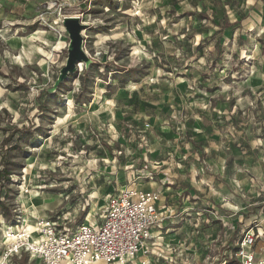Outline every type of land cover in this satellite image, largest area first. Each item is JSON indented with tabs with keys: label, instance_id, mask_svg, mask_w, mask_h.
I'll use <instances>...</instances> for the list:
<instances>
[{
	"label": "rangeland",
	"instance_id": "374dc122",
	"mask_svg": "<svg viewBox=\"0 0 264 264\" xmlns=\"http://www.w3.org/2000/svg\"><path fill=\"white\" fill-rule=\"evenodd\" d=\"M222 1L0 0V143L2 128L38 130L13 153L20 166L3 200L14 215L7 221L0 214V244L5 225L17 217L30 223L50 217L71 228L99 221L108 194L143 170L154 177L157 148L150 146V136L184 132L182 122L189 121L188 149L204 150L194 126L199 121L200 130L213 135L204 143L207 153L202 159L196 152L201 158L181 182L164 180L173 201L160 193L164 217L152 227L141 256L147 264L236 260L241 232L264 225V19L254 14L257 24L242 25L235 36L224 30L211 38L215 21L228 25L238 19ZM67 14L87 25L83 48L93 62L80 64L53 98L48 94L56 92L50 88L67 56L62 24ZM114 68L130 71L112 74ZM125 86L126 100L145 101L149 115L142 124L132 121L124 104L119 113L100 107L105 96H125ZM39 102L49 111L42 114ZM103 112L109 117L100 123ZM174 171L179 172L173 163L169 172ZM21 194L31 195L36 207L25 208ZM191 218L199 223L189 228L196 231L189 236ZM175 225L184 226L182 242L173 243L174 231L167 230ZM181 245L196 252L182 253ZM260 247L257 242V251ZM13 262L43 264L27 254Z\"/></svg>",
	"mask_w": 264,
	"mask_h": 264
},
{
	"label": "built area",
	"instance_id": "2783aa9c",
	"mask_svg": "<svg viewBox=\"0 0 264 264\" xmlns=\"http://www.w3.org/2000/svg\"><path fill=\"white\" fill-rule=\"evenodd\" d=\"M140 177L153 178L149 173L137 175L108 194L99 221L71 228L50 217L36 218L33 223L17 217L14 224L5 225L0 264H14V258L22 254L43 264H147L139 256L146 249L151 228L164 214L158 207V193L134 185ZM257 242L262 243L264 255V232L258 224L241 232L234 250L237 264H264V257L255 251Z\"/></svg>",
	"mask_w": 264,
	"mask_h": 264
},
{
	"label": "crops",
	"instance_id": "0c3cea01",
	"mask_svg": "<svg viewBox=\"0 0 264 264\" xmlns=\"http://www.w3.org/2000/svg\"><path fill=\"white\" fill-rule=\"evenodd\" d=\"M222 4H223V6L227 5L229 7V10L233 11L236 14V15L234 14V16L238 17V19L232 18L229 22L230 24H228V25L223 24L222 22L218 23L217 21H215L216 24L213 26L210 33H208V35L211 38L214 35H217L219 32L221 33L224 30H229L231 32V35L235 36L236 32L241 28L242 25L250 24L252 22H255V24H257V22L253 16L254 14H258L260 20L262 18L264 19V0H223ZM219 5L220 4L216 2L214 4V8H218ZM195 15L202 17V15L199 14L198 12H195ZM218 45H219V43H218V38H217V41L215 42V47L217 49H218ZM203 55L206 56V54H203ZM123 89L125 90V92H124L125 96H117L116 93H115V95L113 94L111 97L105 96L104 98L107 102H105V103L102 102L103 104H101V106H100L101 109L103 108L102 110L108 111V109L116 108L118 113H119L123 107L122 104H124V109L128 110L127 114L132 116V118H133L132 121H135L134 119H136L137 120L136 122H138V120H139L138 123L142 124L144 117H148V115H149V114L147 115L146 111H145V108H146L145 101L140 100V102L135 103L131 99L126 100L125 97H127L128 91H130V90L126 86ZM120 100H122V101H120ZM125 100L127 102H125ZM108 101L111 104H107ZM170 104H171V102H170ZM116 106H118V107H116ZM173 106H175V105H173V103H172V105H167V107H173ZM103 113H105V114H102L101 117L100 116L98 117V121L100 123L105 122L106 117H109L108 113H106V112H103ZM199 123H200L199 121L194 122V126H195V129H197V135H198L197 141L202 143L201 147H204V150H200V149L195 150V149H190V148L188 149V144H189L188 142L191 141L190 140L191 136H186L185 131L189 135L190 131L188 128L191 125V122H189V121L188 122L187 121L182 122V124H183L182 129L185 130L184 132L181 131L179 133V132H176L175 129H169L168 128L169 130L162 131V133H160L159 135H155V137L151 138V136H150V139L152 140V141H150L151 142L150 146L151 147L155 146L157 148L154 151L155 152L154 156H157V158L155 157L156 158V164L153 166V168H151L153 170L152 172L154 173V177L152 179L147 178V179H143V180H142V177L137 178L134 180V185L138 188H142L145 190H151L153 192L158 193V195H159L158 204L161 201L162 202L164 201V200H161V194H160L161 192L165 193L164 198H166V196L169 195V198L170 197L171 198L168 199V201H170V202L173 201L174 192H171V190H169L171 186L165 185L164 180H167V179H170L173 177L172 180L175 183H176V181L181 182V180H179L180 179L179 177H181V179H182L186 175H190L189 172L191 171V168L193 166V162L197 161L201 158L200 155L203 154V151H205L207 153V148L204 146V143H205V141H207L208 136L213 137V135H207L205 132H202L200 130L201 125ZM171 124L173 125V123H171ZM168 127H170V126H168ZM163 141H164V143H161ZM183 144H185L186 148L180 147V145H183ZM209 147H211V145ZM196 152L201 153V154L195 156L197 154ZM166 154L170 155V157H168V159L166 157ZM202 159H203V155H202ZM209 160H211V159H209ZM173 163L178 166L179 172H176V171H174V173L169 172L170 167ZM174 167H176V166H174ZM139 171H137V172H139ZM143 171L146 172V174L148 172H150L148 170H143ZM142 174H145V173H142ZM127 183H128V181L126 183H124L123 186H125ZM183 184H184V182H183ZM178 186H180V185L177 184V186L175 187L176 193L178 191L177 189H179ZM180 188H184V186H181ZM185 189H187V191H190L188 187H185ZM263 203H264V200H261L260 204H262V206H263ZM169 207H170V205L164 206V209L169 208ZM254 215H255V217H257V213H255ZM262 217L264 218V216H262ZM192 218H194V217H192ZM192 218L190 221V225L193 224V226H188V228H186L187 230H185L189 236L193 235L194 231H195V230L190 231L189 228L194 229V227H197V225L199 223V221H194V219H192ZM263 218H262V220H264ZM259 226H260L259 230L264 232V225L263 226L259 225ZM181 227H184V226H180V225L176 226L175 225L172 227H167L168 228L167 230L174 231L172 235H174L173 238H174L175 242H173V243H178L179 241L182 242V234H180V232H183V228H181ZM232 237L233 236H231V238ZM259 243L261 244V247H262V243L261 242H259ZM181 246H183V245H181ZM260 248H259V251H260ZM184 250L190 251L189 253H193L194 251L196 252L195 248H193L191 246L187 247L186 245H184L180 251L183 253ZM255 251L259 257H264L263 254H261L259 251H257V248H255ZM143 253H141V254L144 255ZM141 254H140V256H141ZM140 256H139L140 260L146 259L145 256H141V257Z\"/></svg>",
	"mask_w": 264,
	"mask_h": 264
},
{
	"label": "trees",
	"instance_id": "16d2710c",
	"mask_svg": "<svg viewBox=\"0 0 264 264\" xmlns=\"http://www.w3.org/2000/svg\"><path fill=\"white\" fill-rule=\"evenodd\" d=\"M202 17L206 18V16ZM109 64L105 63V67ZM93 64H91V67ZM111 70L112 74H117V72H122L119 74L127 73L130 69L125 70V68H114L109 69ZM88 72H84L81 76V84L84 86V80L87 77ZM72 75L69 74L68 77ZM65 82H61L57 87V90L62 86ZM82 90V89H81ZM52 95L53 98L57 97V91ZM76 99V96H75ZM39 111L44 114L45 112L49 111L46 107V104H42L39 102ZM4 130V136L0 143V214L5 218V220L10 221L12 216L14 215L12 211L11 204H8L3 198L6 197L5 191L9 189V185L13 182L12 175L16 173V170L19 168L20 163L15 160V156L13 153L21 152L22 151V143H26L30 141L35 135L36 130L32 125L29 126H21L9 128H2ZM236 248V247H235ZM236 260H233L232 264H235Z\"/></svg>",
	"mask_w": 264,
	"mask_h": 264
},
{
	"label": "water",
	"instance_id": "95a60500",
	"mask_svg": "<svg viewBox=\"0 0 264 264\" xmlns=\"http://www.w3.org/2000/svg\"><path fill=\"white\" fill-rule=\"evenodd\" d=\"M62 24L68 34L69 44L67 48V56L64 65L59 69V73L50 90L56 91L61 82L68 78V75H74L78 71L80 64L84 63L88 67L93 60L85 52L83 48L82 31L87 27L78 15L67 14L62 18Z\"/></svg>",
	"mask_w": 264,
	"mask_h": 264
},
{
	"label": "bare ground",
	"instance_id": "6f19581e",
	"mask_svg": "<svg viewBox=\"0 0 264 264\" xmlns=\"http://www.w3.org/2000/svg\"><path fill=\"white\" fill-rule=\"evenodd\" d=\"M20 199H21V202L25 205V208H29L30 206H33V208L36 207L34 198H32L31 195H23V194H21ZM42 207H44V204H42ZM88 223H90V222H88Z\"/></svg>",
	"mask_w": 264,
	"mask_h": 264
}]
</instances>
